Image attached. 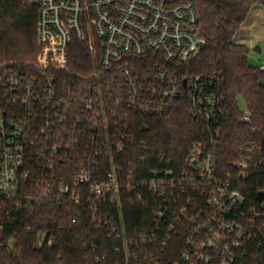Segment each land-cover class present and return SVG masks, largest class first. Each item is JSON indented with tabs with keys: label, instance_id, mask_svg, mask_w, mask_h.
I'll return each instance as SVG.
<instances>
[{
	"label": "built area",
	"instance_id": "2783aa9c",
	"mask_svg": "<svg viewBox=\"0 0 264 264\" xmlns=\"http://www.w3.org/2000/svg\"><path fill=\"white\" fill-rule=\"evenodd\" d=\"M21 1L38 4L43 50L34 70L0 63V220L45 203L81 209L118 240L126 264L143 252L154 258L146 244L158 243L164 255L176 238L182 252L174 264H232L249 241L262 244L264 198L251 200L244 188L262 164V146L242 144L239 159L222 170L224 96L212 78L180 71L205 44L196 0ZM74 39L94 56L77 84L59 74ZM182 103L202 124L184 166L163 155L126 161L127 152L149 149L139 139L145 117ZM241 110L250 122L248 107ZM150 195L152 224L128 229L125 203Z\"/></svg>",
	"mask_w": 264,
	"mask_h": 264
},
{
	"label": "trees",
	"instance_id": "16d2710c",
	"mask_svg": "<svg viewBox=\"0 0 264 264\" xmlns=\"http://www.w3.org/2000/svg\"><path fill=\"white\" fill-rule=\"evenodd\" d=\"M196 2L205 44L201 53L181 66L180 71L212 78L215 88L224 96L228 118L222 126L218 150V165L222 170H230L239 159L242 144L256 142L262 146V164L244 183L246 193L255 200L256 194L264 191V71L250 63L247 44L236 38L248 14L257 5L264 7V0ZM37 20L38 4L0 0V63L14 60L34 70V63L43 50L37 39ZM93 57L85 42L74 39L66 67L59 70L60 76L77 84L92 72ZM241 96L250 111V122L243 120ZM145 119L149 127L139 132V139L145 141L149 149L136 154L127 152L126 161L138 163L145 154V164L154 163L163 155L175 167L184 166L190 144L202 139V124L192 117L186 104H178L164 116ZM138 176L145 175L138 173ZM151 199L150 195L140 201L127 200L123 219L128 229L141 230L152 224ZM1 221L4 226L0 230L3 241L0 264H126L124 255L115 252L118 240L108 238L106 230L88 222L81 209L45 203L34 209H15L10 218ZM176 240L165 248L164 255L158 243L143 245L144 249L154 252L155 257L150 258L143 252L129 264H174L182 252L175 245ZM246 248L247 253L239 254L232 264H264V238L262 244L257 240L249 241Z\"/></svg>",
	"mask_w": 264,
	"mask_h": 264
},
{
	"label": "rangeland",
	"instance_id": "374dc122",
	"mask_svg": "<svg viewBox=\"0 0 264 264\" xmlns=\"http://www.w3.org/2000/svg\"><path fill=\"white\" fill-rule=\"evenodd\" d=\"M236 39L247 44L251 64L255 66L264 64V7L262 5H257L251 10ZM239 104L241 108L246 107L242 96L239 97Z\"/></svg>",
	"mask_w": 264,
	"mask_h": 264
},
{
	"label": "water",
	"instance_id": "95a60500",
	"mask_svg": "<svg viewBox=\"0 0 264 264\" xmlns=\"http://www.w3.org/2000/svg\"><path fill=\"white\" fill-rule=\"evenodd\" d=\"M257 197L259 200H262L264 198V191H259Z\"/></svg>",
	"mask_w": 264,
	"mask_h": 264
}]
</instances>
